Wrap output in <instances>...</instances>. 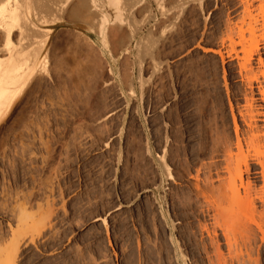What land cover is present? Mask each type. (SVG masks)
<instances>
[{"label":"rangeland","instance_id":"374dc122","mask_svg":"<svg viewBox=\"0 0 264 264\" xmlns=\"http://www.w3.org/2000/svg\"><path fill=\"white\" fill-rule=\"evenodd\" d=\"M239 2L189 0L184 11L176 13L169 1L166 13L151 3L158 15L145 23L139 36L152 30L159 39L161 69L152 76L151 61L145 58L143 90L137 83L131 96L127 84L110 78L108 84L101 79L90 84V91L82 83L71 96L76 99L45 98L47 107L56 104L52 120L56 115L62 120L53 125L58 139L49 142L48 157L44 145L36 144L37 155H31L28 144L23 148L12 142L7 152L0 144L1 244L11 240L9 225L18 223L20 206L37 218L53 214V222L21 255V264H206L198 249L197 220L181 205L189 191L188 174L211 135L217 127L233 131L227 90L239 99L243 87L233 63L211 50L225 47V19L242 15ZM63 33L66 43L75 41L76 36ZM135 41V52L121 57L127 60L122 62L125 67L134 65ZM104 65L103 76H108ZM134 66L138 74V64ZM63 107L69 113L74 109V114ZM15 115L0 132V142ZM72 123L83 129L75 146L65 143L74 131ZM160 158L171 175L163 171Z\"/></svg>","mask_w":264,"mask_h":264},{"label":"bare ground","instance_id":"6f19581e","mask_svg":"<svg viewBox=\"0 0 264 264\" xmlns=\"http://www.w3.org/2000/svg\"><path fill=\"white\" fill-rule=\"evenodd\" d=\"M168 1L170 9L182 12L189 0H0V132L17 112L8 136L1 139L3 152L13 142L28 146L31 155H37L33 150L36 144L47 147L57 138L53 125L61 118L56 115L55 122L52 120L50 111L56 104L52 101L47 107L45 98L53 100L56 95L68 99L79 92L82 83L90 91V84L99 79L108 84L110 78L127 84L131 96L138 90L137 83L143 90L142 64L148 57L152 76L158 73L161 52L156 50L159 39L152 30L139 35L145 23L158 15L151 3L166 13ZM239 1L242 15L225 19V47L211 50L223 61L233 63L243 87L239 99L227 90L233 131L217 127L211 135L201 159L188 171L189 191L181 205L197 220L198 249L206 264H264V0ZM63 32L76 36L75 41L66 43ZM134 40L137 54L133 63L138 64V74L134 65L125 67L127 60L121 58L135 48ZM118 61L124 62V66L119 62L125 67L122 71ZM104 63L108 64V76H103L107 72ZM60 115L65 122V113ZM76 123H72L75 128L67 145L75 146L83 135L82 125L78 123L76 128ZM51 147H47L45 156ZM159 162L171 175L164 159ZM29 210L20 206L18 223L9 225L11 240L6 244L0 241V264H21L24 251L36 243L42 228L53 222L52 213L37 218Z\"/></svg>","mask_w":264,"mask_h":264}]
</instances>
